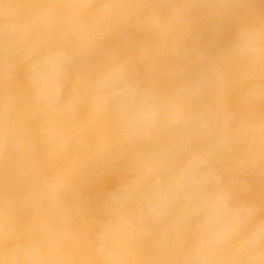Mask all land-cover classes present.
Here are the masks:
<instances>
[{
  "label": "rangeland",
  "instance_id": "obj_1",
  "mask_svg": "<svg viewBox=\"0 0 264 264\" xmlns=\"http://www.w3.org/2000/svg\"><path fill=\"white\" fill-rule=\"evenodd\" d=\"M0 238L264 264V0H0Z\"/></svg>",
  "mask_w": 264,
  "mask_h": 264
},
{
  "label": "bare ground",
  "instance_id": "obj_2",
  "mask_svg": "<svg viewBox=\"0 0 264 264\" xmlns=\"http://www.w3.org/2000/svg\"><path fill=\"white\" fill-rule=\"evenodd\" d=\"M40 105H42V104H40ZM48 106H49V104H47ZM35 106H37V105H35ZM47 106V107H48ZM43 107V106H42ZM34 108V107H33ZM49 108V107H48ZM27 109V108H26ZM29 109V108H28ZM31 110V109H30ZM28 112H30V111H28ZM27 114V113H26ZM38 115V114H37ZM37 117V116H36ZM35 117V118H36ZM28 118V117H27ZM29 118H31V116L29 117ZM37 119V118H36ZM29 120H31V119H29ZM34 120V119H33ZM40 127V126H39ZM43 127V126H42ZM31 129V128H30ZM33 131V130H32ZM38 131V130H37ZM40 131V130H39ZM44 132V131H43ZM43 132H41V133H43ZM33 133H35L34 131H33ZM38 133H40V132H38ZM46 133V132H45ZM29 135H30V133H29ZM44 135V134H43ZM30 159V158H29ZM33 159V158H32ZM1 239V238H0ZM3 239V238H2ZM11 245V244H10ZM263 246H264V243H263ZM11 261V260H10ZM14 264V263H13Z\"/></svg>",
  "mask_w": 264,
  "mask_h": 264
}]
</instances>
